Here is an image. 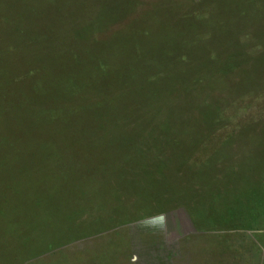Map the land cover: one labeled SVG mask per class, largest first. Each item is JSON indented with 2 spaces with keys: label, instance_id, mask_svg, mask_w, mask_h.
<instances>
[{
  "label": "rangeland",
  "instance_id": "374dc122",
  "mask_svg": "<svg viewBox=\"0 0 264 264\" xmlns=\"http://www.w3.org/2000/svg\"><path fill=\"white\" fill-rule=\"evenodd\" d=\"M113 1L66 0L60 9L49 4L48 14V3L43 11L37 0H0L2 69H16L25 78L30 70L40 73L49 56L47 63L61 64L58 76L77 67L81 80L89 64L82 46L89 38L109 67L97 81L90 80L102 91L99 96L73 97L67 81L65 98L54 92L62 117L67 107L79 113L70 114V125L55 116L45 120V106L8 107L0 86V264H264V119L255 122L252 134L247 128L226 138L230 142L217 145L204 137L194 152L183 147L182 137L173 139L178 154L191 151L196 160L221 153L205 166H194L191 159L181 166L166 162V154L145 145L161 142L158 118L164 109H177V120L193 121V113H184L186 108L199 112L191 102L198 93L207 94L214 107L230 101L242 106L237 93L247 86V69L256 80L245 102L254 95L264 98L258 62L264 52L262 27L240 22L237 41L209 40L181 57L186 68L180 71L175 57L165 58L180 53L188 41L211 39L226 23L230 0H132L134 8L119 18L82 31L85 21ZM143 17L147 22L136 28ZM126 51L140 67L133 63L130 71ZM230 57L233 64L225 71L222 58ZM54 83L42 81L48 97ZM139 99L146 102H135ZM89 102L103 106L99 118L82 111ZM123 106L132 111L116 116Z\"/></svg>",
  "mask_w": 264,
  "mask_h": 264
},
{
  "label": "trees",
  "instance_id": "16d2710c",
  "mask_svg": "<svg viewBox=\"0 0 264 264\" xmlns=\"http://www.w3.org/2000/svg\"><path fill=\"white\" fill-rule=\"evenodd\" d=\"M65 1L66 0H46V3H48V5L51 4L54 8L55 6L56 7L60 6ZM37 3L40 6L39 10L42 9L44 11L45 8L47 7L45 6L46 3L42 5L43 2L41 0H37ZM51 5H49L50 8L47 7L50 10L48 14L51 13V7H52ZM87 5L88 3L84 4L82 9H85ZM132 8H134V4L132 0H114L112 4L111 3L110 4L106 3L105 5L103 4L101 9L97 13V15L92 20L84 22L86 23L84 25L86 27L82 28V31L87 32V29L97 27V26L104 27L107 21L116 19V17L119 18L123 13L127 12L128 10H131ZM56 9H60V8L58 7ZM225 13H226V16L224 17V19L226 18L225 19L226 23L224 24L223 27H220L216 29L215 31L213 30V34H212L213 36L211 37V39L208 38V39H205L204 41L199 40L201 41L200 43L188 41L186 42V45L184 47L180 48L181 50L180 53L176 51L175 53L167 56L165 59L167 58L173 59L175 57V60L177 61L176 64L178 65L179 70L182 71L186 68V64H185L186 60H183L181 57H184L186 54L188 55L189 53L191 54V52L194 53L196 47H199L200 45H203L209 40H213L214 38H217V37H221L222 42H226V43H228L230 40L237 41L239 39L238 36H239L240 29L238 27H239L240 22H248L250 24L251 23L259 24V26H261L262 30L264 31V0H242V1L230 0V8L228 9V12L225 11L224 14ZM19 17H18V20H19ZM49 20L50 19L46 20V22L49 23ZM138 20H137L136 25H134L136 26V28H138L142 22H147V20L144 17L140 21ZM140 30L141 32H143L141 28ZM89 35L90 33H88L84 38H88ZM73 37L75 39H78L77 36L75 35ZM28 42L30 41H26V42L24 41L23 43L27 44ZM94 42H96L95 39L89 38L85 40L84 42L85 44L84 46H82V50L87 55V56H84L86 58L85 63H89V64H88V68L86 64L87 70L84 71L86 72L85 74L86 76L85 78H82L80 76L81 80L78 77L79 75L78 72L80 70L77 67H74L72 69V71L74 72H71L69 70L67 75L61 73L59 74L60 76H58L56 73L59 71L61 64L59 61H55V59L53 62V66L51 63H47L48 61L47 57L49 56L44 57V59L41 62L42 74L41 72L39 73V71L38 73H34L33 70H30L25 78H23L21 74L18 75L16 73L17 72L16 69L9 70L10 68L8 66H4V69L0 67V86L4 89L1 91H3L4 94L6 95V96L4 95V98H3V100H5L6 102V105L8 107L16 105L19 107V109L30 110V111H31V107L37 109L38 106H45V107H48L46 109L48 111L45 110L46 111L45 116L47 118L45 119L41 117L42 119H45V120L48 119L49 121H52L50 120V118L53 119L52 116L53 117L55 116L56 120L60 119L59 120L60 122L64 121L63 122L64 124L70 125L72 122L68 120H72L71 119L72 115L79 116V113L75 111L73 108L67 107V109H65L69 111L67 116L62 117L61 114L63 113L64 109L63 107H61V104H62L61 101H60V105L57 104L58 99L55 98L54 92L58 90L61 97L65 98L66 96H64V94H66V92H65L64 86L66 85V81H67L69 86L72 89L70 90V94H73L72 95L73 97L76 96V97L82 98L84 97V95L85 96L89 95L91 97L92 94H94V96H99L100 94H102L101 90L99 89L96 90L95 88L98 85L95 83H90V80L97 81L98 77L104 74L105 69L109 67L106 61L100 59V57L96 56V53L93 52L91 45H93ZM184 48L186 52L185 51L183 52L182 49ZM102 49L104 48L100 47V54L103 53L101 52ZM8 52H11V50H7V53ZM126 52L131 54V51H126ZM120 53L121 51L119 50V60H120V63H123V61L121 60ZM259 56H261V61L260 60L258 61L261 64V70H260L261 72L260 71L259 72L264 75V64H263L264 52L263 54L260 53ZM107 57L112 58V56H110L109 54H107ZM133 57H134V54H131V56L129 57V61L127 63L129 64L128 68L131 67L130 71L133 70L132 68L133 63H137V67H140L137 59H134ZM49 58H52V57H49ZM1 59H3V57ZM222 59H224V65L222 68L225 69V71H228V69H230L231 65L233 64V61L231 57L228 59L227 58H222ZM74 62H76L77 66L78 64L81 63L80 60L78 59H74ZM161 62L162 61H160V63ZM29 63L26 61L27 65H29ZM164 64H166V62L163 61L160 65H164ZM228 64H229V67L227 68ZM213 69H208V71L209 70L214 71ZM42 70H45V73ZM140 70L138 73L141 75H144V72H140ZM247 70L244 71L246 76H243L245 77L244 81L246 82L247 86H245V90L243 93L241 91L240 93H237V94H241L238 97H241L240 102L242 106L235 107L233 103L230 101L225 106H222V104L220 103V104L215 105L214 107L210 105L209 102L207 101V100H210L207 98V94H206V97L204 98V96L201 95L200 93H198V96H196L194 93L195 95L194 100L192 101L191 99V102H192V105L194 106L193 109L198 110L199 112H192L190 108H186L187 113H184V114L193 113V117L191 118H193L194 120L193 121L183 120V118L177 120L175 118V116L178 115L176 113L177 109H171V108L164 109V112L162 113V117L158 118V119H162L161 120L162 125L160 126V123L158 124V129H159L158 131L160 132L159 135L162 136L160 137L161 142H158L155 144H149V143L145 144L146 148L149 150H151V148H155V149L158 148L157 150L161 152L160 154L164 153L167 155L166 162L170 161V162L175 163V165L179 164L178 166H181L183 164H186L187 161L191 159L192 164L194 166L199 167L201 165L205 166L206 164L215 162L218 156L221 154L219 153V151H213L212 153H208L207 159L196 160L191 154L194 152L193 148L195 146L200 147V145H203L205 143V141L201 140L202 138L212 137V139L214 140L213 144L219 145L221 142H230L226 138H230L231 135L244 134L245 131H247V128L249 129L248 134H252L253 130L256 131L257 124H255V122L257 123L260 120L264 119V98L262 96L254 95V97H252L251 100H249L248 102H245V99L247 98L249 93L252 92V89L255 87V84L251 85V82H254L256 80L255 76L253 77L252 75H250L252 74V71L247 72ZM255 72H257V70H255ZM164 74H161V75H164ZM25 75L26 74H24V76ZM41 76H42V79H40ZM46 76L49 78H46ZM28 78H33L34 80L28 83L26 82ZM47 79L54 80L55 81L54 85H56L53 87L54 89L53 91L49 89L50 97H48V94H47L48 85H42V81L45 82L47 81ZM209 79L212 80L214 78H209ZM141 88L143 87L141 86L140 89ZM28 91H31L30 95L27 94ZM138 96H140V94ZM148 96L149 95H146L145 98H147ZM243 96L245 97L242 99ZM106 99L107 97L105 98V101ZM32 100H36L38 102V105L37 104L34 105ZM135 102H146V101L145 100L141 101L139 99ZM149 102H151L150 105L152 103L155 104L153 102V98L149 100ZM89 103H90L89 106H87V104L86 105L84 104V108L82 111L93 113L95 116H98L99 118V111L101 108H103V106H100L101 104L100 103L98 105L96 104V106H99V107H95L91 104V102ZM147 103H148V100H147ZM52 104H54L53 106L56 107L55 110L53 111L51 110V107H50ZM138 109L139 111H144V108H138ZM11 110L13 111V114H14L15 110L12 108ZM130 110L132 111V106L131 108L129 106L128 107L123 106L122 108H119L116 110L115 115L117 116L118 114L128 113L130 112ZM153 113L154 112L152 111L151 112L152 117H154ZM178 113H179V110H178ZM155 114H156V111H155ZM155 117H158V116H155ZM41 118L39 117V122L40 120H42ZM168 118L173 119V121L170 122ZM86 120H90V118H87ZM32 121H36V119ZM93 123L94 122H90L89 124H93ZM183 126H184V129H182ZM100 128H101V125H100ZM7 135H14V130L7 131ZM179 137H182L183 140L185 141L183 143V147L184 145L185 146L189 145L190 150L192 148V151H193L192 153L191 151H188V152H182L178 154L175 151L177 144L173 142V139L179 138ZM185 154H187L188 157H182V155H185ZM170 156H172L173 158Z\"/></svg>",
  "mask_w": 264,
  "mask_h": 264
}]
</instances>
